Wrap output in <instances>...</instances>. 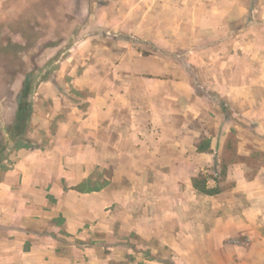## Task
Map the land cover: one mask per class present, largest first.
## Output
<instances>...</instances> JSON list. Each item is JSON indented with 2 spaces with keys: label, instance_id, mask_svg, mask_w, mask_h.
I'll list each match as a JSON object with an SVG mask.
<instances>
[{
  "label": "crops",
  "instance_id": "1",
  "mask_svg": "<svg viewBox=\"0 0 264 264\" xmlns=\"http://www.w3.org/2000/svg\"><path fill=\"white\" fill-rule=\"evenodd\" d=\"M122 2L119 21L139 18V35L145 22L148 36L160 46L155 58L162 75L144 77L142 93L136 80L118 71L101 81H75L77 87L101 92L86 111L74 105L55 132L45 129L47 146L15 151L11 169L0 172V264L130 263L133 237L144 241L135 244L156 240L175 249L225 245L247 222L242 214L229 216L234 204L224 197L242 193L254 203L264 193V167L249 178L245 160L252 141L238 124L258 123L256 134L250 133L264 143V98L255 92L261 85L264 89V47L250 40L254 29L235 34L233 49L223 42L200 49L197 39L224 38L218 2ZM148 18L155 24H147ZM167 49L174 54L170 61L163 56ZM207 56L221 72L191 77L197 63L201 70L211 69ZM123 62L117 68L130 71L132 63ZM226 69L231 71L227 76L222 74ZM199 87H207V94ZM53 99L64 106L62 95ZM59 114L47 117L54 120ZM218 166L225 169V181L235 184L233 190L214 185ZM201 174L213 194L195 187ZM253 207L245 211L258 213ZM205 223L211 224L207 231ZM99 246L111 247L108 257L98 256Z\"/></svg>",
  "mask_w": 264,
  "mask_h": 264
},
{
  "label": "rangeland",
  "instance_id": "2",
  "mask_svg": "<svg viewBox=\"0 0 264 264\" xmlns=\"http://www.w3.org/2000/svg\"><path fill=\"white\" fill-rule=\"evenodd\" d=\"M202 1L219 3L220 21H222L220 25L224 38L218 42L210 39H205L207 42L203 40L198 42L197 39L198 48H211L223 42L224 46L233 49L238 45L235 34L242 29L246 31L250 28L255 31L249 35L252 43L264 47V0ZM1 11L0 16L5 20L0 21V155L3 152L4 157H7V160H4L5 167L1 168L3 174L11 169L18 155L15 151L29 149L26 147L15 149L14 142L7 133L14 124L18 94L28 73L35 72V90L32 100L33 114H36L32 115L24 137L38 148H44L49 144L50 137L47 136L45 129L55 132L59 127V121L62 118L67 119V112L74 105H79L86 111L91 105L93 96L101 92V89L92 90L86 86L84 88L75 86V81L79 78L84 77L91 83L93 79L101 81V78L113 76L118 71L121 76L126 74L136 80L135 87L138 88L139 93H142L143 88L147 86L143 82L144 77L162 75L161 68H156L159 63L155 58L156 52L161 54L162 51L160 46L152 42L148 36L149 28L144 27L145 22L142 26L144 31L140 36L139 18L136 23L134 20L130 23L119 21V15L125 12L122 0H5ZM146 22L154 25L156 20L151 21L148 18ZM206 35L207 33L203 36ZM15 44H21V46H14ZM181 49L183 47H180ZM165 52L167 53H163V56L169 61L172 60L174 54L171 49ZM207 58L210 61L208 67L211 69L201 70L198 63L193 64V70L190 68L191 77H212L221 72L217 70V64H213L209 56ZM122 61L123 63L131 62L132 69L123 70V66L117 68ZM245 65L250 67L249 64L245 63ZM244 71L248 73V69ZM249 71L254 73L255 70L250 67ZM229 72L231 71L226 69L222 71V74L227 76ZM206 89L199 87L198 91L207 94V91H204ZM255 92L259 95V99L264 98L262 85ZM214 93L218 92H212L213 95ZM57 95L63 96L65 104L61 108L60 104L55 103L53 99ZM56 111L60 114L54 120L47 117L49 112ZM227 112L228 110H225L224 120L226 122L229 119L227 123L230 124L231 117ZM214 122L215 120H212L210 124L213 125ZM238 124L245 130L248 129L243 136L252 141V144L248 145L253 151L245 160L247 161L245 167L250 178L257 169L264 167V143L255 142L252 138L254 135L250 133L256 134L255 127L259 126L258 123L255 125V123L238 121ZM235 132H237L236 129L233 130V138H235ZM262 138L264 134L261 135ZM216 171L218 176L214 185L222 184L224 188L233 190L235 184L225 181V169L218 166ZM200 179L204 181L203 174ZM261 194L254 203L242 193H228L224 197L228 203L234 204L233 209L229 210V216L231 214L239 218L242 214L247 222L243 229L237 228L236 235L229 236L225 245L196 244L179 246L175 249L161 245L155 242L156 240H152L153 242L145 246L135 244L144 241L139 237H133L135 255L131 254V256L135 258H132L130 263L264 264V193ZM252 206L258 209V213L247 212ZM210 226V223H205L204 230H209ZM108 247L99 246L98 256L108 257L110 253ZM137 257L149 260L139 261ZM110 262L111 264H130L127 261Z\"/></svg>",
  "mask_w": 264,
  "mask_h": 264
},
{
  "label": "trees",
  "instance_id": "3",
  "mask_svg": "<svg viewBox=\"0 0 264 264\" xmlns=\"http://www.w3.org/2000/svg\"><path fill=\"white\" fill-rule=\"evenodd\" d=\"M14 46L20 47L21 44H15ZM19 73V72H18ZM17 73V74H18ZM35 72L28 73L25 76L23 86L18 94L17 98V112L13 126L8 130V135L11 138V141L14 142L15 149L20 148H31L33 147L32 142L24 137L26 133V128L32 118L34 103L32 100V95L35 90L34 83ZM7 160V157H4L3 152L0 155V172L1 168L5 167L3 163L4 160ZM202 177V174L201 176ZM196 178L194 181L195 187L206 194H213L214 190L207 187V182L202 179Z\"/></svg>",
  "mask_w": 264,
  "mask_h": 264
}]
</instances>
